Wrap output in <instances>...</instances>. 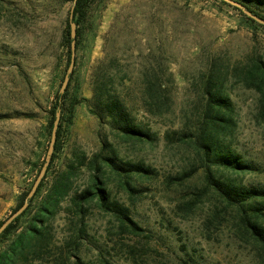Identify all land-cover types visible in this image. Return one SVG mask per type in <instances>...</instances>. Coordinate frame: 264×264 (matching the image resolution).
Instances as JSON below:
<instances>
[{"label": "rangeland", "instance_id": "374dc122", "mask_svg": "<svg viewBox=\"0 0 264 264\" xmlns=\"http://www.w3.org/2000/svg\"><path fill=\"white\" fill-rule=\"evenodd\" d=\"M72 6V0H0V225L30 191L47 155L49 110L69 66L63 35ZM77 41L69 97L90 99L92 72L107 54L135 80L134 101L141 70L161 62L164 78L172 75L167 107L155 116L134 102L135 123L152 136L137 142L111 131L86 102L78 104L41 192L0 242V254L29 227L54 180L71 165V191L41 223L39 237L25 233V250L13 264H264V248L242 232L236 212L207 187L191 137L203 111L202 77L216 64L227 73L234 109L233 125L220 132V142L253 170H219L215 176L264 187L258 95L233 76V68L253 52L264 57V30L216 0H94ZM112 151L119 161L154 174L129 179L128 191L102 161ZM94 177L112 200L129 208L144 229L141 236L121 231L95 201L79 200Z\"/></svg>", "mask_w": 264, "mask_h": 264}, {"label": "trees", "instance_id": "16d2710c", "mask_svg": "<svg viewBox=\"0 0 264 264\" xmlns=\"http://www.w3.org/2000/svg\"><path fill=\"white\" fill-rule=\"evenodd\" d=\"M216 1L231 7L223 1ZM232 1L243 5L247 11L264 20V0ZM93 3L94 0H72V22L76 25L75 50H77L78 46L77 39L80 36V25L86 20ZM231 8L237 11L251 26L264 30L263 26L246 17L239 9ZM71 41L70 27L67 24L63 35V44L67 50V65L70 63L71 58ZM105 56L106 58L100 60L92 72V95L90 99L80 100L76 96L69 97L68 88L71 76L65 92L55 95L49 110V133L52 129L56 112L60 111L61 116L56 131L54 150L46 175L39 184L34 197L29 200L28 207L24 213L17 217L0 235V242L15 231L17 224L29 211L33 200L41 192L47 173L61 150L62 129L68 128L72 124L74 110L78 104L86 102L92 114L101 123L106 122L111 131L128 141L143 142L152 140L151 134L135 123L131 113V106L137 101L142 104L146 112L161 116L165 112L164 110L169 100L166 82L171 80L172 75L169 74L166 79L164 78L162 65L159 61L152 68L141 70L139 75V97H136L134 101L130 89L135 84V80L128 71L119 70L121 65L116 57H110L107 54ZM233 72V76L236 79L235 82H242L244 88L252 90L258 95L259 113L264 122V57L253 52L243 64L235 66ZM226 81L227 73L217 68L216 64L213 67L210 66L201 80V96L204 99L203 111L201 117L198 118V125L191 136L196 146L195 153L199 158L198 168L203 171L207 187L219 198L225 208L230 207L236 212L241 222L242 232L248 235L257 245L264 248V187L247 188L237 185L231 180H222L216 177L214 173L215 171L223 170L239 174L253 170L252 165L234 155L220 142V132L230 129L233 125L234 109L225 88ZM102 161L111 169L112 173L123 179L124 188L130 192L132 190L128 182L129 179L133 177H149L154 174L152 170L145 168L141 164L119 161L114 151H112L111 155L102 156ZM72 170H74V167L70 165V168L64 174L54 180V183L37 207L29 227L20 233L7 249L0 254V264H13L16 256L25 250L28 241L25 233L30 234V239H36L37 236L41 235V223L57 212L61 202L71 191ZM27 193L28 191L20 195L14 212L21 207ZM79 200L95 201L103 212L111 214L116 219L121 231L136 237L144 233V229L131 219L129 208L116 200H112L104 184L96 177L93 178L91 185L79 196ZM30 244L28 242V245ZM23 256L25 257L26 255Z\"/></svg>", "mask_w": 264, "mask_h": 264}, {"label": "water", "instance_id": "95a60500", "mask_svg": "<svg viewBox=\"0 0 264 264\" xmlns=\"http://www.w3.org/2000/svg\"><path fill=\"white\" fill-rule=\"evenodd\" d=\"M223 1L225 3H227L228 5H230L231 7L237 8L239 9L246 17L252 19L253 21H255L257 24L261 25L264 27V20L261 18L256 17L255 15H253L252 13H250L249 11H247L245 9V7L235 1L232 0H220ZM69 27H70V38H71V58H70V63L69 66L67 68V72L66 75L64 77L63 83L61 85V88L59 90L60 94H63L67 88V85L69 83V78L70 75L73 72L74 69V52H75V40H76V25L72 22V13L70 14L69 17ZM60 111H57L55 114V119L53 121V126H52V130H51V140L49 143V147L47 150V155L44 161V164L42 166V168L40 169V172L37 176V178L35 179L30 191L27 193L23 204L21 205L20 208H18L7 220H5L1 225H0V235L5 231V229L20 215H22L24 213V211L27 209L28 204H29V200H31L35 193L36 190L39 186V184L41 183L42 179L45 177L46 171H47V167L50 163V159H51V155L53 153L54 150V143H55V139H56V131L58 128V124L60 121Z\"/></svg>", "mask_w": 264, "mask_h": 264}]
</instances>
